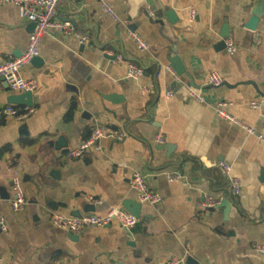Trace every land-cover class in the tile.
<instances>
[{
	"label": "crops",
	"instance_id": "crops-1",
	"mask_svg": "<svg viewBox=\"0 0 264 264\" xmlns=\"http://www.w3.org/2000/svg\"><path fill=\"white\" fill-rule=\"evenodd\" d=\"M189 8L195 10L193 20ZM253 8L261 13L256 27L248 29L244 23ZM168 10L177 18L172 24ZM56 17L71 22L86 40L48 30L40 40V63L21 70L37 82L30 112L18 118L26 106L17 105L15 114L0 112V191L6 194L0 197L6 226L0 230V264H166L187 256L198 264H264V254L254 249L264 242V141L259 138L264 136V0H59ZM224 21L232 53L219 46ZM32 30L16 6L0 4V62L19 56ZM130 32L149 49L141 51ZM165 37L175 42L184 67L185 73L175 72L180 81L168 69ZM118 53L141 66L143 74L129 78ZM212 71L222 77L219 86L205 83ZM187 74L210 102L187 95ZM15 93L0 83V109L12 105L7 97ZM218 100L254 133L219 117L213 106ZM97 124L126 136L102 138L100 150L84 157H65L66 148ZM158 131L163 143L155 141ZM60 136L66 145L55 149ZM220 160L240 179L236 197L229 193ZM136 169L160 193L159 203L138 202L129 186ZM172 172L182 178L168 181ZM15 176L26 198L19 212L10 207ZM219 195L229 201L227 209L199 205L206 196ZM89 197L100 202L92 205ZM127 199L141 204L129 228L112 221L73 237L50 222L52 212L72 216L79 208L81 214L103 215L124 208ZM84 204L91 209L84 211Z\"/></svg>",
	"mask_w": 264,
	"mask_h": 264
},
{
	"label": "built area",
	"instance_id": "built-area-1",
	"mask_svg": "<svg viewBox=\"0 0 264 264\" xmlns=\"http://www.w3.org/2000/svg\"><path fill=\"white\" fill-rule=\"evenodd\" d=\"M59 0H0V4H11L18 8L19 15L27 22L35 24L33 30L28 35V44L23 52L14 58L7 59L0 62V83H3L7 88L16 93L22 92H34L37 88V82L33 78H26L21 74L22 68L31 62V59L39 55V45L42 36L48 30H54L65 35H75L79 38L80 42L86 40V36L79 33L75 26L67 21L60 20L56 17V7ZM108 14L114 20L118 17L106 4H102ZM189 20H193L195 17V10L189 8L188 10ZM131 38L135 41L136 45L141 51L148 50L149 45L136 33L130 32ZM226 51L232 53L234 51V44L231 39L226 38L225 41ZM103 53L111 54L107 49L103 50ZM115 58L124 62L127 67V76L131 79L140 77L143 74V68L134 62L128 60L122 53L115 55ZM168 69L174 75L176 81H180L179 77L175 75V71L171 66ZM222 77L216 71L210 72L206 78L205 83L209 86H219L222 83ZM187 95L201 103H207L205 95L197 88L185 84ZM143 92H147L148 88L143 87ZM166 95H171L170 91L166 92ZM225 102L218 100L215 101L213 106L219 117L239 123L231 114L225 109ZM250 106H259L257 101H251ZM2 113L15 114L16 107L13 105H6L0 109ZM30 109L25 107L23 114L17 115L18 118H24L28 115ZM240 124V123H239ZM244 127L249 133H254V130L250 127ZM126 136V133L115 127L108 125H95L88 136L80 141L77 145L66 148L64 156L67 158H81L89 152H98L100 150V140L102 138H109L110 140L120 141ZM260 140L264 141V136H259ZM155 141L157 143H163L164 138L160 131L155 135ZM218 167L221 174L228 182L229 193L231 196L236 197L240 194L241 183L238 176L232 172V166L225 160L218 162ZM182 176L179 173L172 172L167 175L168 181H174L181 179ZM130 189L135 192L136 198L140 203L157 204L161 201L162 197L160 193L152 189L145 178V175L140 170H134L129 178ZM11 189L13 197L10 201V207L13 212H19L24 209L26 204V198L22 189L21 181L18 177H13L11 181ZM89 202L92 205H96L100 202L99 198L89 197ZM223 196H206L199 205L202 208H214L221 204ZM112 221H117L122 227H132L137 219L126 209L121 207H113L105 214L99 215L95 213H84L79 216H67L57 212L50 214V222L53 226L65 229L73 234H79L85 227H104L110 224ZM5 222L2 216H0V230H5ZM254 249L264 254V242L254 244ZM183 258L173 257L166 262V264H182Z\"/></svg>",
	"mask_w": 264,
	"mask_h": 264
},
{
	"label": "water",
	"instance_id": "water-1",
	"mask_svg": "<svg viewBox=\"0 0 264 264\" xmlns=\"http://www.w3.org/2000/svg\"><path fill=\"white\" fill-rule=\"evenodd\" d=\"M260 13L261 12L259 11V9L253 8L251 10L250 17L248 18L247 22L244 23V27H246L248 29H254L256 27L258 20H259ZM165 16L171 24L177 20L176 15L174 14V11H172V10L166 11ZM31 25L34 28L35 24L31 22ZM228 34H229L228 24L226 21H224V24L222 26V31L220 33V36L222 37V41L219 43V46H222V47L225 46L223 39L227 38ZM166 39H168V41L170 43V46L167 48V55H168L169 64L172 66V68L174 69V71L176 72L177 75L185 73L184 67L181 64L180 59L176 54L175 42H173L169 38H166ZM31 62L40 63L39 57L38 56L33 57L31 59ZM187 76L190 79L189 85L195 87V85L193 84V82L191 80V77L188 74H187ZM206 100H207V102L211 101L208 98ZM7 102L9 104H12V105L31 107L34 103V96H33V93L29 92V91L22 92V93L10 94L7 97ZM65 145H66V142L64 141L63 137H61V136L53 143V146L55 149H60L61 147H64ZM160 148H163V146L160 145ZM54 173H56L55 170H53L51 172L52 175H54ZM260 179L262 181H264V170L261 171V178ZM0 197L6 198V194H4L3 191H0ZM229 205H230L229 201L226 199H223L219 206H222V207L227 209L229 207ZM140 206H141L140 203H138L134 200H130V199H127L123 202V207L128 212H130L133 216H135V218L139 217ZM81 207L84 211H89L91 209L90 208L91 206H89L88 204H84ZM80 211L81 210L79 208H77L76 210H74L71 213V215L72 216H79V215H81ZM224 213H225V210H224ZM71 235L73 237H77V234L71 233ZM182 264H198V262L192 256H187L184 258V261Z\"/></svg>",
	"mask_w": 264,
	"mask_h": 264
}]
</instances>
